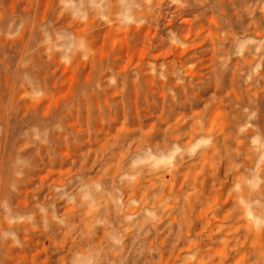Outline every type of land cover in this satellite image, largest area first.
<instances>
[{"label": "rangeland", "instance_id": "374dc122", "mask_svg": "<svg viewBox=\"0 0 264 264\" xmlns=\"http://www.w3.org/2000/svg\"><path fill=\"white\" fill-rule=\"evenodd\" d=\"M0 264H264V0H0Z\"/></svg>", "mask_w": 264, "mask_h": 264}]
</instances>
